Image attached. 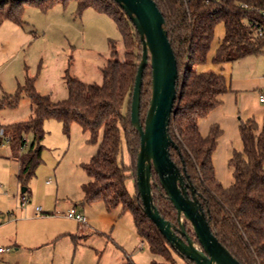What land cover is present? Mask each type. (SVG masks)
Instances as JSON below:
<instances>
[{
  "label": "trees",
  "instance_id": "obj_1",
  "mask_svg": "<svg viewBox=\"0 0 264 264\" xmlns=\"http://www.w3.org/2000/svg\"><path fill=\"white\" fill-rule=\"evenodd\" d=\"M68 0H0V27L5 21L22 24L24 4H34L46 11ZM166 21L168 37L178 65V99L170 122V135L178 149H171V158L182 172H186L198 193L213 233L242 263L264 264V119L260 126L254 118L239 124L242 151H234L229 161L234 182L225 187L217 179L213 154L223 131L213 125L207 137L199 130V121L221 104L220 97L230 91L223 74L199 72L196 68L207 62L216 27L223 23L225 34L213 57L214 64L231 63L247 56L264 53V0H154ZM79 11L94 8L108 14L121 34L125 50L123 59L111 42L112 56L103 68V84H86L69 77V96L53 101L36 91L33 79H27L15 98L4 97L0 109L15 107L21 94L33 104L30 119L11 125L0 122V146L9 143L20 165L22 183L35 175L42 163L44 122L57 119L69 132L78 123L90 133V142L102 139L97 154L83 165L89 180L82 185V204L104 203L108 211L118 207L129 211L138 235L154 254L177 264L173 255L185 264H194L173 251L154 223L145 215L136 180L137 155L140 136L131 123V101L141 60L142 42L134 25L114 0H76ZM152 71L144 73L141 97V121L144 124L151 98ZM128 101V112L122 108ZM32 143L26 152V136ZM132 163L120 160L122 142ZM131 172V173H130ZM135 178L136 193L127 189L128 178ZM154 203L164 219L177 225V211L169 201L159 178L153 172ZM187 232L198 244L192 226L186 222ZM75 245L77 237L71 235ZM126 264H135L131 259Z\"/></svg>",
  "mask_w": 264,
  "mask_h": 264
},
{
  "label": "rangeland",
  "instance_id": "obj_2",
  "mask_svg": "<svg viewBox=\"0 0 264 264\" xmlns=\"http://www.w3.org/2000/svg\"><path fill=\"white\" fill-rule=\"evenodd\" d=\"M22 21V24L5 21L0 27V100L15 98L29 78L33 79L40 94L50 96L55 102L65 100L69 96V77L86 84H103L102 70L113 58L112 41L118 51L117 58H124L122 37L114 19L94 8L79 11L76 0L58 3L46 11L25 3ZM224 33V24L221 23L215 29L207 62L202 66H214V70L227 78L229 86L244 84L240 79L253 78L244 85L252 84L256 95L264 94V53L231 63H213L215 49ZM248 96L250 109H257L254 98ZM128 101L122 108L124 114L128 112ZM32 114L33 104L23 93L15 107L0 109V122L3 125L24 122ZM256 116L253 118L261 126ZM238 118L244 120L241 114ZM44 129L42 163L25 183L19 179L20 165L9 143L0 146V248L6 255L0 257V264H26L30 253L35 252L29 249L30 246L47 240L44 234L47 229L67 233L80 230L83 235L70 253H67L66 243H59L58 249L64 254H57L55 264H126L129 259L135 264L168 262L150 251L148 244L138 235L129 211L123 212L121 207L108 211L101 201L82 204V185L89 180L83 165L97 154L102 134L96 143H92L90 133L78 123H73L69 132H65L63 123L57 119L45 120ZM223 135L224 131L220 138ZM220 138L215 150V172L223 186L229 187L234 177L229 166L232 154L230 157L228 154L237 150L241 138L236 135L226 142ZM26 141L27 147L22 152L29 149L31 134L26 136ZM120 160L127 166L132 165L125 141L122 142ZM126 185L131 194L136 193L135 178H128ZM24 188L27 190L22 193ZM37 207L42 212L36 211ZM72 208L86 216L88 222L82 224L64 216ZM48 213L59 216L56 220L44 219ZM35 233H39L36 239L33 237ZM17 234L21 244L18 250L5 239ZM8 255L14 258L5 259ZM173 258L177 264H185L176 254Z\"/></svg>",
  "mask_w": 264,
  "mask_h": 264
},
{
  "label": "water",
  "instance_id": "obj_3",
  "mask_svg": "<svg viewBox=\"0 0 264 264\" xmlns=\"http://www.w3.org/2000/svg\"><path fill=\"white\" fill-rule=\"evenodd\" d=\"M114 1L126 13L142 42L131 101V123L140 136L136 180L144 213L171 249L194 264H242L213 233L202 205L203 196L171 158V149L179 148L170 135L179 75L165 18L154 0ZM148 66L152 71L151 98L142 124V86ZM153 172L177 211V225L164 219L154 203ZM26 190L24 188L22 193ZM186 222L192 226L198 244L187 232Z\"/></svg>",
  "mask_w": 264,
  "mask_h": 264
},
{
  "label": "crops",
  "instance_id": "obj_4",
  "mask_svg": "<svg viewBox=\"0 0 264 264\" xmlns=\"http://www.w3.org/2000/svg\"><path fill=\"white\" fill-rule=\"evenodd\" d=\"M221 40L219 41V44H220ZM219 44L217 45L215 51L219 47ZM214 69H215V67L212 65H205V66L200 65L196 68V70H198L199 72L213 71V72L219 73L217 70H214ZM219 74H221V73H219ZM226 80H227V78H226ZM239 81L241 83L244 82V84H245L249 81H253V78L248 77L245 79H240ZM227 83L229 85L228 80H227ZM244 84L242 83V84L236 85V86H233V85L229 86L230 91L220 97L221 104L219 106H217L214 110H212L207 117H205L199 121V123H198L199 130H200V133L202 134L203 137H207L209 135L210 130H211L213 125H219L220 127H222V130L224 129L223 130L224 135L222 136V138H220V140H224L226 142L227 140H230L234 136L236 137V135H238L241 138L240 129H239V124H240L241 118L237 119V116L240 114L243 116L244 120H248V119L256 116L255 113H257L258 116H256V117H258V120L261 121V123L263 122V119H264V103L260 102V96L264 95V94L256 95L254 93L256 88H254L252 84H250V83H249L250 85H244ZM248 91H251V92H248ZM248 95H250V97L254 98L253 103L255 105H257V107H258L257 109H254V110L250 109V105L248 103V98H249ZM237 150L238 151L243 150L242 140H241V143L237 144ZM237 150H235V151H237ZM233 152L232 153L230 152L228 154V157H230V154H233ZM231 157H230V159H231ZM213 163H214V167L216 168V166H217V152L216 151L213 154ZM72 209H76V208H72ZM48 214H49L48 215L49 217L48 216L44 217V219L56 220L57 217L59 216L55 213H51V214L48 213ZM64 216H66V214H64ZM37 234H39V233H35L33 235L34 239L37 238L36 237ZM44 234L47 235L46 236L47 240H44V242H35L34 245L32 244L33 246H30L29 249H31V251L35 250V252L33 251V253H32L33 255L30 253L31 256L29 257V260L26 264H55L57 254H59V255L64 254V251H61L62 249H60V250L58 249V247H60L59 243H62V242L66 243L67 244L66 245L67 253H70V251H72V247L76 246L74 244L72 238H71V235L77 237L80 240L82 239L81 237H83L82 232L80 230H78L75 233H67V232H64L62 230H57V229H54V230L49 229L48 230L47 229V230H45ZM5 239L10 243V245L16 247V250H18L21 247V244H19V235L18 234L17 235H10ZM80 240H79V242H80ZM10 253L11 252L9 251V254ZM0 257H1V259H2V257H6L5 251L0 253ZM12 257L14 258L13 255H8L7 258H5V259L11 258V260H12ZM17 264H21V263L17 262Z\"/></svg>",
  "mask_w": 264,
  "mask_h": 264
},
{
  "label": "built area",
  "instance_id": "obj_5",
  "mask_svg": "<svg viewBox=\"0 0 264 264\" xmlns=\"http://www.w3.org/2000/svg\"><path fill=\"white\" fill-rule=\"evenodd\" d=\"M260 102L264 103V95L260 96ZM36 211L42 212V209L40 207L36 208ZM66 216L70 219L76 220L78 223L86 224L88 222L86 216H84L82 213H79L76 209H71ZM5 250L3 248L0 249V253L4 252Z\"/></svg>",
  "mask_w": 264,
  "mask_h": 264
}]
</instances>
